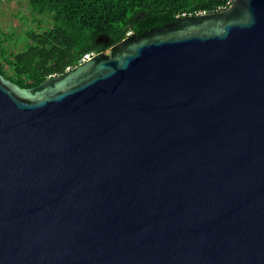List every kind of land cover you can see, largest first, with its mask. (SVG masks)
I'll use <instances>...</instances> for the list:
<instances>
[{
  "label": "water",
  "instance_id": "obj_1",
  "mask_svg": "<svg viewBox=\"0 0 264 264\" xmlns=\"http://www.w3.org/2000/svg\"><path fill=\"white\" fill-rule=\"evenodd\" d=\"M0 264H264V0L0 73Z\"/></svg>",
  "mask_w": 264,
  "mask_h": 264
},
{
  "label": "trees",
  "instance_id": "obj_2",
  "mask_svg": "<svg viewBox=\"0 0 264 264\" xmlns=\"http://www.w3.org/2000/svg\"><path fill=\"white\" fill-rule=\"evenodd\" d=\"M227 1L28 0L33 13L50 16V26L28 30V43L15 53L6 51L0 30V73L21 87H36L79 64L84 54L104 51L128 34H140L199 10L212 13Z\"/></svg>",
  "mask_w": 264,
  "mask_h": 264
},
{
  "label": "rangeland",
  "instance_id": "obj_3",
  "mask_svg": "<svg viewBox=\"0 0 264 264\" xmlns=\"http://www.w3.org/2000/svg\"><path fill=\"white\" fill-rule=\"evenodd\" d=\"M49 26L50 16L33 13L28 0H0V30L5 35L3 45L8 53L18 52L28 43V30H44Z\"/></svg>",
  "mask_w": 264,
  "mask_h": 264
},
{
  "label": "built area",
  "instance_id": "obj_4",
  "mask_svg": "<svg viewBox=\"0 0 264 264\" xmlns=\"http://www.w3.org/2000/svg\"><path fill=\"white\" fill-rule=\"evenodd\" d=\"M231 2H232V0H228L224 4L217 5L212 12L221 11V10L227 8L230 5ZM206 13H210V12L207 11V10H199V11L196 12V15L197 14H206ZM92 54L93 53H86V54H84L83 57H82V61L85 60V59H87V58H89Z\"/></svg>",
  "mask_w": 264,
  "mask_h": 264
}]
</instances>
